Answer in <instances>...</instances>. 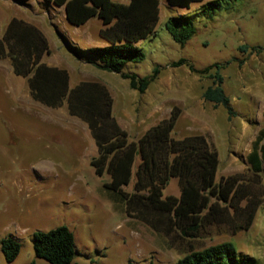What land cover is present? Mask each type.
Returning a JSON list of instances; mask_svg holds the SVG:
<instances>
[{"label": "rangeland", "instance_id": "rangeland-1", "mask_svg": "<svg viewBox=\"0 0 264 264\" xmlns=\"http://www.w3.org/2000/svg\"><path fill=\"white\" fill-rule=\"evenodd\" d=\"M160 1L156 33L137 44L146 54L145 61L129 63L124 69V73L146 77L160 68L159 78L145 94L133 90L130 81L116 73L89 69H95L105 82L115 80L112 85L116 86L118 112L126 113L132 138L135 117L148 119V112L156 108L155 120L159 123L178 106L182 115L173 137L207 136L220 157L217 182L239 173L251 175L247 156L264 131V0H223V8L212 17L201 15L202 4L181 9ZM32 10L43 12L35 1ZM182 15L193 16L198 28V34L185 46L177 44L166 30L170 17ZM55 17L59 21L55 25L50 17L47 19L50 59L71 69H86L70 54L65 39L81 49L101 47L102 22L94 18L86 26L75 27L60 22L62 11ZM242 45L260 52L249 49L244 53L239 49ZM180 59L197 69L224 66L220 73L236 113L234 118H229L223 106L216 108L204 100L213 79L194 74L186 65L171 67ZM18 82L22 83L21 78ZM11 84L7 79L0 80V264H49L35 255L34 233L63 226L75 237L73 264H176L191 249L225 242L233 243L240 254L254 257V264H264V200L248 231L236 232L229 225L212 226L194 240L159 234L128 217L124 208L109 197L103 188L111 180L109 174L97 176L90 164L98 155L95 142L92 138L90 143L78 139L72 128L76 119L67 108H44L30 95L23 96L22 104H15L16 91ZM151 120L149 124L154 123L153 116ZM139 162L138 157L134 173ZM135 181L134 174L125 187L127 192H133ZM167 196H180L178 179L169 182L164 190ZM8 237L21 244L13 263L6 261L2 251V241Z\"/></svg>", "mask_w": 264, "mask_h": 264}, {"label": "trees", "instance_id": "trees-1", "mask_svg": "<svg viewBox=\"0 0 264 264\" xmlns=\"http://www.w3.org/2000/svg\"><path fill=\"white\" fill-rule=\"evenodd\" d=\"M26 5L30 0H15ZM43 4L63 7L69 24L82 27L98 18L103 27L99 35L108 45L81 49L65 39L69 51L82 62L120 75L130 81V87L145 94L159 78L160 68L139 77L124 73L129 63H142L145 52L137 44L152 37L160 22V0H130L128 4L114 0H44ZM169 7L190 9L202 4L201 15L212 17L223 8V0H167ZM166 30L179 45L185 46L197 34L193 16L170 17ZM242 52L258 48L239 47ZM52 55L46 35L35 25L14 18L0 39V60L11 61L14 74L27 78L31 98L48 108L67 106L70 116L88 125L98 155L91 159L95 174H109L111 180L103 185L109 197L124 208L128 217L137 219L165 236L194 240L212 226L229 225L236 232L253 226L264 200V131L253 142L247 156L248 172L221 178L217 182L220 157L206 135L194 134L181 139L173 132L182 115L174 106L169 116L151 127L137 141L118 123L114 115V99L106 85L84 81L70 87L66 69L51 67L43 60ZM188 66L191 72L208 75L213 85L203 98L216 108L223 106L232 119L236 113L226 95L220 73L222 65L197 69L186 59L171 64ZM213 69L216 72L211 73ZM264 117V113H263ZM140 162L134 173L137 158ZM136 177L133 192L125 190ZM178 179L180 196L164 197L171 179ZM35 255L49 264H73L76 244L73 232L67 227L37 231L33 236ZM2 251L8 263L21 252L14 237L2 241ZM256 259L240 254L231 242L191 249L176 264H254ZM30 264H36L32 262ZM153 264V263H151Z\"/></svg>", "mask_w": 264, "mask_h": 264}, {"label": "crops", "instance_id": "crops-1", "mask_svg": "<svg viewBox=\"0 0 264 264\" xmlns=\"http://www.w3.org/2000/svg\"><path fill=\"white\" fill-rule=\"evenodd\" d=\"M34 1L37 4H39L41 6V8H43V12H37L36 10H32L34 8ZM114 1L119 2V3H123V4H128L130 2V0H114ZM43 2H44V0H30V1H28V3L26 5H22L18 2H16L15 0H0V39L3 37V35L6 31V28L9 25V23L11 22V20L14 18H17V19L24 20V21L38 27L46 35V37L49 41L48 33H50V31H49V29H47L48 17H50V19L53 21L52 25H55V23H57V22L59 23V21L57 20L55 15H56V12H58L60 10L63 12V20L60 22L68 23V21L66 19L65 9L63 7L59 8V7L50 5V4L45 5V4H43ZM166 4H167V0H166ZM160 5H161V1H160ZM167 6H168V4H167ZM30 10H32L33 15L30 14V12H29ZM160 11H161V9H160ZM160 15H161V13H160ZM89 22L86 23L84 26L89 24ZM100 30H99V32H100ZM99 38H100V35H99ZM102 42L103 43L101 44V47H105L108 45L105 41L102 40ZM49 44H50V42H49ZM74 46H76V45H74ZM87 49H89V48H87ZM68 51H69V49H68ZM70 54L74 57V55L71 52H70ZM50 58H51V55L45 57L43 61L51 67L66 69L70 74V87L71 88H74L75 86H77L78 84H80L81 82H84V81H97V82H100V83L106 85V87L109 89V91H110V93L114 99V109H113L114 115H115L118 123L120 124V126L129 133L130 140L137 141L151 127L158 124L155 120L156 108L154 109V111L152 110V111L148 112V115H147L148 119H146L145 117H143V118L140 117L139 119L135 117V119L132 120V124H136V133L134 135V138H132L133 136H132V133L130 131L131 125H130V123L126 122V118H125L126 113H124L125 115L124 114L122 115V114H119V112H118L119 109L117 108V101H115V98H114V91L116 90V86L112 85V83L115 82V80L111 79L109 82H105V81L101 80L98 77V72L95 71V69H91V68L89 69V67L97 68L98 70H103V69H100L93 64H90L87 62H82V61L78 60L76 57H74V58H76L78 62L87 66V67H85L86 69H81V70L78 68L77 69H71L70 67L65 66V64L63 62H57L55 60H51ZM103 71H105V70H103ZM18 78H21L22 83L18 82ZM1 79H7L12 83L11 85L13 88H11V89H14L16 91L15 92L16 97L13 99V101H12L13 103L22 104L21 100H22L23 96L25 97V96L30 95V90H29L27 78H23V77H20V76H17L14 74L13 67H12L11 61L9 59L0 60V80ZM38 104L43 106L44 108L54 110V109L48 108V107H46L40 103H38ZM64 107L67 108V106H64ZM152 116L154 119V123L149 124V122L152 121L151 120ZM73 118H75V117H73ZM75 119H76V121L74 123H72V128L74 130V134L78 137V139H83L86 143L92 142L93 138H92L91 132L88 128V125L78 118H75ZM162 120H160V121H162Z\"/></svg>", "mask_w": 264, "mask_h": 264}]
</instances>
